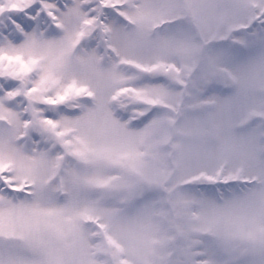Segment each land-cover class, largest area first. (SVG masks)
<instances>
[{
    "label": "snow or ice",
    "instance_id": "obj_1",
    "mask_svg": "<svg viewBox=\"0 0 264 264\" xmlns=\"http://www.w3.org/2000/svg\"><path fill=\"white\" fill-rule=\"evenodd\" d=\"M0 264H264V0H0Z\"/></svg>",
    "mask_w": 264,
    "mask_h": 264
}]
</instances>
